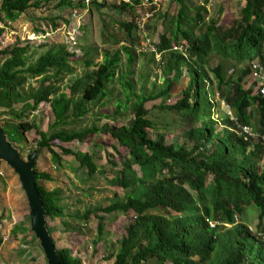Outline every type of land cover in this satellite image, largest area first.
<instances>
[{
	"label": "trees",
	"instance_id": "trees-1",
	"mask_svg": "<svg viewBox=\"0 0 264 264\" xmlns=\"http://www.w3.org/2000/svg\"><path fill=\"white\" fill-rule=\"evenodd\" d=\"M176 1L180 9L172 34L165 32L154 44L155 55L161 56V88L152 93L136 92L129 78L122 82L126 97L134 101L128 125L65 128L85 118L92 105L108 97L109 86L118 77L122 51L129 68L134 65L139 30L135 22L128 21L118 25L125 32L121 50L113 55L104 53L99 63L91 51L86 52L87 71L63 93L59 84L73 74L71 60L76 57L64 45L49 49L35 62L30 61V43L22 46L18 41L0 50V117H12L23 133L36 130L38 151L47 149L58 163L63 160L57 151L62 143L86 142L102 133L116 143L122 168L110 183L122 188L124 197L74 216L88 222L91 213L102 212L98 216L100 237L106 234V214L134 217L113 264H264V98L241 77L250 75L257 64L264 69V0H245L238 18L229 26L221 25L218 19L207 22L205 5L194 9L187 0ZM91 5L100 10L107 2L92 0ZM46 8L62 9L66 13L61 15L63 22L71 26L72 14L85 9L86 4L84 0H2L0 22H17L31 9ZM136 8L126 3L114 6L121 14L135 13ZM59 20L57 15L42 18L54 29L59 27ZM3 33L0 28V37ZM108 38L120 42L114 34ZM184 42L187 47L181 50ZM216 59L222 61L217 63ZM227 63H234L231 77ZM178 85L182 86L183 98L163 110L176 115L172 123L181 130L180 142L168 144L162 135L152 137L156 125L146 104L171 94ZM217 97L238 123L250 126L258 137L245 138L228 114L219 120ZM43 103L49 105L53 117L48 132L29 122L30 113L37 112ZM17 105L22 107L17 109ZM126 107L127 103L119 102L114 113L121 115ZM60 149L64 156H74L91 176L97 173L91 154ZM38 158V154L33 156L34 183L51 236L48 219H62L64 230H69L70 215L60 205V192H50L42 185L52 178L39 170ZM251 206L259 211L256 230L243 222ZM34 237L39 240L35 233ZM53 243L60 264H82L70 249L59 250L54 239ZM2 244L0 236V249Z\"/></svg>",
	"mask_w": 264,
	"mask_h": 264
},
{
	"label": "rangeland",
	"instance_id": "rangeland-1",
	"mask_svg": "<svg viewBox=\"0 0 264 264\" xmlns=\"http://www.w3.org/2000/svg\"><path fill=\"white\" fill-rule=\"evenodd\" d=\"M187 5L198 9L206 6L208 10L207 22L218 19L221 25H231L232 21L238 18L245 0H187ZM102 2V1H99ZM107 7L100 10L91 5L89 12H85L79 22L80 29L74 36L68 35V28L63 22L62 9L57 11L42 9H31L29 13L22 16L19 21H9L5 19L0 23V28L4 29L0 37V50L18 43L22 46L31 44V62H35L43 53L51 48L65 46L69 52L75 53L76 57L71 60L73 74L65 77L59 84L61 93L65 92L72 81L81 77L87 68L84 63L85 53L91 51V56L96 57L95 62L103 61L104 53L111 55L121 50L125 44V32L119 28L122 21L137 22L146 13H152V17L147 20L145 32H138L140 43L134 46V65L129 68L128 58L122 51V63L118 69V77L110 84L109 95L101 103L92 105L91 112L82 120L70 123L65 128L71 130H81L86 127L128 125L132 119V105L134 101H129L126 97L124 78H129L135 87L136 92L152 93L159 90L163 84V70L161 67V56L154 51V44L160 40V36L165 32L172 34L174 28L173 21L177 16L180 5L176 0H156L154 4L137 10L135 13L121 14L115 5H120V0H106ZM2 0H0V6ZM66 12V11H64ZM194 16L193 12H190ZM60 17L57 29L42 21L43 17ZM105 32V33H104ZM114 34L115 40H120L118 44L110 41L109 35ZM222 59H216L221 62ZM258 61H255L257 64ZM234 63H227L228 77L234 74ZM242 68L245 64L241 65ZM237 68L238 72L242 68ZM94 68V67H92ZM91 68V69H92ZM243 80L250 85L254 78V71L250 75H241ZM37 86V81L33 82ZM248 85V87H249ZM182 86L178 85L169 95L160 97L146 104L150 110V115L155 121L156 128L151 131L153 138L162 135L168 144L180 142L181 130L172 120H177L176 115L163 110L164 106L175 105L183 98ZM127 103V107L122 109L121 115H116L117 104ZM218 114L220 120L230 112L225 103L217 97ZM22 105H17L20 109ZM181 118L178 122L180 123ZM53 121L50 107L43 103L37 112L30 113L29 122L35 124L42 131L48 132ZM0 135L5 141L29 163L34 155L38 154L37 161L39 170L50 174L51 182H42V185L50 192L58 190L60 192V205L66 208L70 215L68 222L70 229L64 230L62 219H48V226L51 237L55 240L59 250L70 249L72 256L80 258L82 264H113L122 239L127 236V228L133 223V216L110 215L106 216L105 236L100 237L98 232V216L102 212L91 213L89 221H82L74 218L75 215L82 216L87 210L96 207H107L113 200L124 197L122 188L112 185L110 182L118 175L121 166V155L116 152L115 142L111 141L105 134L91 137L86 142L74 141L72 143H62L57 151L62 155L63 160L58 163V159L47 149L38 151L40 140L36 130L28 133L21 132L12 117L8 115L0 117ZM61 147L69 149L75 153H89L93 156L98 171L95 175H90L87 169L79 167V163L74 156H64ZM121 151L122 148L120 149ZM30 202L22 184L20 175L3 159L0 158V236L3 244L0 249V264H48L46 254L38 239L34 237ZM241 221V219H239ZM238 222V220L236 221ZM243 222L253 230L259 224V211L253 206L248 207L243 216ZM231 229L232 225H226ZM222 234L226 231L222 230Z\"/></svg>",
	"mask_w": 264,
	"mask_h": 264
},
{
	"label": "water",
	"instance_id": "water-1",
	"mask_svg": "<svg viewBox=\"0 0 264 264\" xmlns=\"http://www.w3.org/2000/svg\"><path fill=\"white\" fill-rule=\"evenodd\" d=\"M0 158L5 160L19 175L27 193L31 208L32 230L41 241L49 264H60L52 237L48 234L44 221L41 199L34 183L33 158L25 162L21 156L0 135Z\"/></svg>",
	"mask_w": 264,
	"mask_h": 264
},
{
	"label": "built area",
	"instance_id": "built-area-1",
	"mask_svg": "<svg viewBox=\"0 0 264 264\" xmlns=\"http://www.w3.org/2000/svg\"><path fill=\"white\" fill-rule=\"evenodd\" d=\"M85 4H86V8L76 11L72 14V21L73 24L71 26H67L68 28V35L70 36H74V34L76 35L78 30L80 29V27L78 26L77 22H79V19L81 18V16L86 12H89L91 9V3L92 0H84ZM99 1H103V0H99ZM156 0H120L121 3H126V4H131L133 6H136L137 10H141L144 7H148L151 4L156 3ZM138 3V5H136ZM152 13H146L143 17L140 18V20H138L136 22V25L138 27L139 32H145L146 29V23L147 20L149 18L152 17ZM3 23V22H0ZM187 47L186 42L183 43V45L181 46V50H185ZM252 87L254 89V91L256 93H259L263 98H264V69L257 64L255 66V70H254V78H253V82H252ZM231 119L233 121H235L239 132L245 137V138H257L258 135L257 133L254 132V130L250 127V126H244L240 123H238L237 119L233 116V114L230 112L228 114ZM212 227H215L214 225H212Z\"/></svg>",
	"mask_w": 264,
	"mask_h": 264
}]
</instances>
